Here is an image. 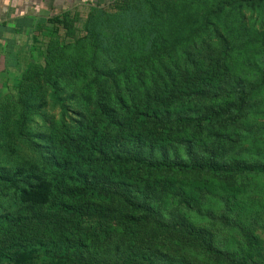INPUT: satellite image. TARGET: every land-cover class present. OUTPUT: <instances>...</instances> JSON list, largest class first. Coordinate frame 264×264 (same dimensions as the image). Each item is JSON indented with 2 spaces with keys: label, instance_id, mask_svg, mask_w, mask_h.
<instances>
[{
  "label": "trees",
  "instance_id": "1",
  "mask_svg": "<svg viewBox=\"0 0 264 264\" xmlns=\"http://www.w3.org/2000/svg\"><path fill=\"white\" fill-rule=\"evenodd\" d=\"M229 2L213 9L206 36L199 24L173 34L181 26L157 6L136 11L125 4L130 14L109 24L108 38L126 46L115 57L131 56L135 68L118 70L119 80L98 94L90 114H79L75 129L51 136L41 168L0 167V180L14 188L22 207L0 215L11 240L0 242V256L28 264L35 256L28 247L39 244L57 264H189L175 254L189 247L227 264H264L259 237L241 220L212 216L246 240L236 257L167 204L175 199L201 212L200 197L186 192L190 177L194 188L231 209L238 182L264 175V162L248 158L257 150L238 148L257 140L249 123L263 103L264 32L243 17V8L255 9L254 0ZM132 31L137 36L124 35ZM49 84L69 110L73 95L56 78ZM15 90L10 96L21 92ZM257 153L264 158V150Z\"/></svg>",
  "mask_w": 264,
  "mask_h": 264
},
{
  "label": "rangeland",
  "instance_id": "2",
  "mask_svg": "<svg viewBox=\"0 0 264 264\" xmlns=\"http://www.w3.org/2000/svg\"><path fill=\"white\" fill-rule=\"evenodd\" d=\"M229 1L238 2V0H114L109 5L101 7L80 8L70 16H65L63 23H53L35 41L30 63L27 62L26 56L24 69L17 70L19 74H17L15 91L21 92L13 97L10 95L1 97L0 167L41 168L49 158V149L46 146L49 145L51 136L60 128L75 129L79 114H90V110L98 100V94H103L119 80L118 70L121 71L123 66L135 68L137 61L131 56L120 59L115 57V53H124L126 46H115L108 38L109 24L116 23L118 18L130 14L129 11L123 10L125 4L129 3L132 8H136V11L142 6L148 11H151L153 5L157 6V12H161L165 17H173L172 23L181 26L178 29L172 28L173 34L187 32L191 24H199L200 35L206 36L208 32L203 26L206 21L214 18L213 9L217 10L222 3L230 5ZM254 1L255 9L243 8V17L250 25H254L258 32H264V26L259 22L264 20V0ZM164 20L169 22L166 18ZM120 26H123V22H120ZM124 35L137 36L134 31ZM179 53L177 49L175 54ZM236 53L239 55V51ZM20 76H24L25 85L21 84L23 80ZM51 78L58 79L59 85L66 88V93L72 94L76 99V102L73 99L69 100V110L65 111L54 99L49 84ZM261 98L263 103L258 109L261 111H257L256 117H252L249 123L250 128L257 134V140L244 141L238 148H248L251 151L264 150V136H262L264 91ZM81 106H85L84 109ZM257 151L256 154L248 153V158L264 162V158ZM185 179L191 186L186 192L200 197L198 204L201 212L186 209L175 199L168 202V206H171L175 212L187 216L195 225L208 229L213 234L214 245L219 249L230 251L236 257L243 255L246 240L236 229L225 226L212 216L224 212L230 218L241 220L247 228L254 231L264 247V175H248L238 182L240 193L232 203L231 209H223V201L209 195L210 191L194 188L197 183L193 178ZM207 181L210 184V181ZM20 204L21 201L14 188L8 181L0 180V215L21 209ZM7 227L0 228V242H11L6 232ZM32 249H35V256L28 264H57L44 253L41 245L28 247V250ZM6 250V252L13 251V249ZM176 253L180 258L185 257L189 264H227L219 257L189 247L176 249ZM10 260L8 254L0 256V264H13ZM260 260L261 258H258V262Z\"/></svg>",
  "mask_w": 264,
  "mask_h": 264
},
{
  "label": "crops",
  "instance_id": "3",
  "mask_svg": "<svg viewBox=\"0 0 264 264\" xmlns=\"http://www.w3.org/2000/svg\"><path fill=\"white\" fill-rule=\"evenodd\" d=\"M113 1L0 0V100L14 92L26 56L30 63L35 41L53 23H63L65 16L80 8L105 6Z\"/></svg>",
  "mask_w": 264,
  "mask_h": 264
}]
</instances>
